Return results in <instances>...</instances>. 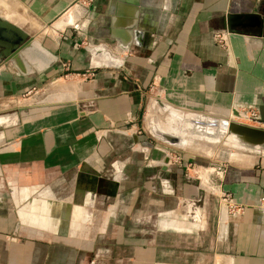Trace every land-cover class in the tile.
<instances>
[{"label":"crops","instance_id":"0c3cea01","mask_svg":"<svg viewBox=\"0 0 264 264\" xmlns=\"http://www.w3.org/2000/svg\"><path fill=\"white\" fill-rule=\"evenodd\" d=\"M7 1L25 21L0 17L45 60L0 52V264H264V152L242 148L202 183L147 133L146 98L264 119V28L223 27L263 0ZM94 46L115 62L94 63ZM88 72L73 96L18 103L43 78Z\"/></svg>","mask_w":264,"mask_h":264},{"label":"rangeland","instance_id":"374dc122","mask_svg":"<svg viewBox=\"0 0 264 264\" xmlns=\"http://www.w3.org/2000/svg\"><path fill=\"white\" fill-rule=\"evenodd\" d=\"M88 0H80V3H84ZM11 4V2L7 0H0V14L5 16L7 19L17 22H24V18L22 19L20 16L13 15L9 12L8 6ZM21 21H20V20ZM22 24V23H21ZM24 26V24H23ZM82 43V42H80ZM85 45L87 44L86 41L84 42ZM99 46L92 47L93 56L92 57L94 63H100L101 61L103 63H107L108 61H111L112 58L110 55L102 56L100 55L98 50ZM99 52V53H98ZM105 54L104 52H102ZM111 59V60H109ZM114 61V60H113ZM87 76H90L89 72L84 74H58L54 76H49L42 79L41 84L38 86V88L28 94L23 95V97L26 99L18 100V103H27L29 101H35L40 100L39 106H43L44 104L49 103L52 99L57 98H67L69 96H73V94H76L75 91L78 87V80L86 79ZM153 89H149L146 98L150 97L149 102H151L152 99H154V104L149 110V118L152 119L153 122L150 121L149 123V130L146 131L148 134H150L153 139L154 135L151 131V126L156 125L158 128L167 129L169 131H173L174 133H177L178 135L182 137H187L188 144L187 145H171L166 143L167 146L170 148L175 149L180 155L184 156L182 159L184 160V168L186 171H189L193 173L194 175H198L200 177V180L202 183H205V180L207 178V174L209 172V167H213L216 163H224L227 160H230L232 158V154L234 152L239 151L242 148H245L239 144L231 142L230 140H225L223 138H219L220 136L212 137L206 136L202 132H197L195 129L192 131L193 127L190 126L189 121H184L181 119H178L177 116H182L186 114L193 113L194 115L207 113V114H216L220 115L215 112H206L202 110H185V109H177L172 106H167V104L164 103L161 99H159V95H153L150 92H152ZM157 93V92H156ZM30 97V98H27ZM33 97L35 100H32ZM157 100H160L164 105L167 107V109L161 107ZM153 101V100H152ZM13 110L10 108L8 112H12ZM231 112V110H229ZM227 112L224 116L229 117L232 119H235L231 117L230 112ZM192 114V116H193ZM228 114V115H227ZM236 115V113L234 112ZM223 116V117H224ZM181 120V121H180ZM236 120V119H235ZM240 121V120H238ZM242 122V121H240ZM188 124L187 126L185 124ZM252 124V123H248ZM177 126V128H176ZM263 126V125H262ZM175 129V131H174ZM178 129V130H177ZM188 130V131H187ZM177 131V132H176ZM179 132V133H178ZM160 140V139H159ZM188 146V147H187ZM193 149V150H192ZM247 150L250 148H246ZM182 159H179L182 161ZM188 167V168H187ZM214 169H211L212 171ZM206 186V185H205ZM224 208V206L222 207ZM95 223V220H94ZM89 235V240L92 241L93 247H95V243L97 241V237L99 236L96 233H87ZM87 237V236H86ZM95 251L94 248H92L90 254L93 255V252Z\"/></svg>","mask_w":264,"mask_h":264},{"label":"water","instance_id":"95a60500","mask_svg":"<svg viewBox=\"0 0 264 264\" xmlns=\"http://www.w3.org/2000/svg\"><path fill=\"white\" fill-rule=\"evenodd\" d=\"M238 24L263 26L264 16L261 18L256 12H225L223 27H225L228 31H231L232 26ZM29 50L33 52V54L38 55L45 60L43 53L36 49L35 43L23 30L7 19L0 17V52L5 56L9 55L16 58L18 51H21L29 56L31 54ZM157 102L161 107L166 108L164 103L160 100H157ZM192 114L193 113L177 117L178 119L186 122L189 121L191 127L194 125L198 130H204L207 134L213 132L217 133L220 136L219 138H223L225 140L227 138V140H230L231 138L229 135L233 134L236 138L238 137L240 139L238 141L243 147L251 148L257 145L261 146V149L264 152V126L248 124L235 119L228 120L225 116L223 117L216 114L196 113V115L193 114V116ZM185 125L186 128L189 126L187 123ZM153 132L157 133L161 141L166 142L167 144L174 145L180 141V135L174 133L173 131L160 129L155 126V128L153 127ZM167 159L168 157L165 156L163 161L166 162Z\"/></svg>","mask_w":264,"mask_h":264},{"label":"built area","instance_id":"2783aa9c","mask_svg":"<svg viewBox=\"0 0 264 264\" xmlns=\"http://www.w3.org/2000/svg\"><path fill=\"white\" fill-rule=\"evenodd\" d=\"M214 37L218 41L224 40V34L223 33H214ZM235 113H236V119L245 122V123H252V122H258L261 125L264 126V119H260L257 108L254 105H235L233 106ZM218 201L220 205L226 210V212H236L239 210L240 206L234 202L231 197L228 195V193L223 191H218L217 193Z\"/></svg>","mask_w":264,"mask_h":264},{"label":"bare ground","instance_id":"6f19581e","mask_svg":"<svg viewBox=\"0 0 264 264\" xmlns=\"http://www.w3.org/2000/svg\"><path fill=\"white\" fill-rule=\"evenodd\" d=\"M14 3H15V2H14ZM19 8H20V7H18V9H19ZM24 9H25V8H24ZM20 10L23 11V9H20ZM20 10H19V11H20ZM18 13H20V12H18ZM22 14H23V13H22ZM19 15H20V14H19ZM25 15H28V14H24V17H25ZM20 17H21V16H20ZM31 17H32V16H31ZM21 18H22V17H21ZM22 19H23V18H22ZM22 19H21V20H22ZM32 19H33V18H32ZM19 20H20V19H19ZM21 20H20V21H21ZM22 21H23V20H22ZM38 25H39V23H38ZM35 43H37V42H35ZM98 51L100 52V50H98ZM99 52H98V53H99ZM99 54L102 55V56H106V57H107V55H108V54L105 55V54H103L102 52H100ZM21 55H23V54H21ZM18 56H19V55H18ZM94 56H95V54H94ZM94 56H93V57H94ZM35 57H36V56H35ZM25 58H26V56H25ZM19 59H20V58H19ZM21 59H22V58H21ZM40 59H41V58H40ZM40 59H39V60H40ZM51 59H52V58H51ZM15 60H17V59H15ZM26 60H27V59H26ZM30 60H31V59H30ZM36 60H38L37 57H36ZM109 60H111V59H109ZM13 61H14V60H13ZM33 61H34V60H33ZM48 61H49V59H48ZM17 62H18V61H17ZM17 62H16V63H17ZM27 62H28V61H27ZM101 62H102V61H101ZM110 62H113V61H108L107 63H110ZM114 62H115V61H114ZM38 63H40V62H38ZM46 63H47V61H46ZM29 64H30V63H29ZM34 64H35V63H34ZM30 65H31V64H30ZM35 65H36V64H35ZM37 65H38V64H37ZM22 67H23V66H22ZM25 67H26V66H25ZM41 67H42V65H41ZM20 68H21V67H20ZM24 69H25V68H24ZM21 71H22V69H21ZM164 106H165V105H164ZM165 107H166V106H165ZM165 109H167V107H166ZM229 112H230V111H229ZM234 112H235V110L233 109V110H231L230 114H231V117H233V118L236 119V115L234 114ZM227 115H228V114H227ZM14 117H15L14 115H13L12 117H10L9 120H8V122H13V121H14ZM222 118H223V117H222ZM222 118H221V119H222ZM226 118H227V117H226ZM3 119H4V118L0 117V124L2 123V120H3ZM227 119L229 120V119H232V118H229V117H228ZM236 120L238 121V119H236ZM4 122H5V121H4ZM244 123H245V122H244ZM155 126H156V125H152V126H151L152 134H153L157 139H160L159 136H158V134L153 132V127L155 128ZM156 127H157V126H156ZM199 127H200V126H199ZM176 128H177V127H176ZM160 129H162V128H160ZM194 129H195L197 132H202V133H204L206 136L212 137V139H214V137H216V136L219 135V134L214 133V132H213V133H208V134H207L206 132H204V130H198L197 127H195V126L193 125V129H192V131H193ZM164 130H167V129H164ZM177 130H178V129H177ZM174 131H175V129H174ZM187 131H188V130H187ZM176 132H177V131H176ZM193 132H194V131H193ZM229 137L231 138V139H230L231 141H233V142L236 143V144L241 145V143H239V141H238V140H240L238 137L236 138L235 135H233V134H232V135H229ZM160 140H161V139H160ZM165 143H166V142H165ZM176 144H178V145H180V146H181V145H184V146L187 145V144H188L187 137H182V136H180V141L177 142ZM167 145H168V144H167ZM241 146H242V145H241ZM187 147H188V146H187ZM250 149H260V150H262V149H261V146H257V145L251 147ZM262 151H263V150H262ZM224 209H225V208H224Z\"/></svg>","mask_w":264,"mask_h":264},{"label":"flooded vegetation","instance_id":"af4514ba","mask_svg":"<svg viewBox=\"0 0 264 264\" xmlns=\"http://www.w3.org/2000/svg\"><path fill=\"white\" fill-rule=\"evenodd\" d=\"M258 8H257V13H258V15H259V17H261V18H263V16H264V0H263V2L260 4V5H258L257 6ZM264 28V25L262 26H259V28L261 29V28Z\"/></svg>","mask_w":264,"mask_h":264}]
</instances>
